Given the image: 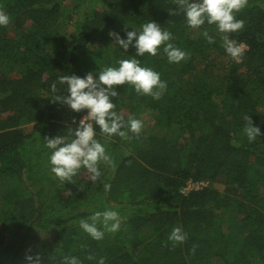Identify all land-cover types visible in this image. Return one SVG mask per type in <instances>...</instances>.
Returning a JSON list of instances; mask_svg holds the SVG:
<instances>
[{
    "label": "trees",
    "instance_id": "obj_1",
    "mask_svg": "<svg viewBox=\"0 0 264 264\" xmlns=\"http://www.w3.org/2000/svg\"><path fill=\"white\" fill-rule=\"evenodd\" d=\"M0 9L10 17L0 26V264H26V253H38L41 264L64 256L81 264L101 257L105 264H264V0L235 13L245 22L229 34L244 45L240 62L225 52L215 25L194 30L182 12L169 15L173 0H0ZM149 21L170 31L189 58L169 63L163 46L136 57L167 83L159 100L115 86L114 111L125 122L141 120L139 136L107 137L96 127L116 167L101 162L96 183L85 169L72 183L54 178L44 137L67 135L87 111L52 102L68 93L58 84L52 94L50 85L132 58L135 48L125 52L109 32L126 39ZM202 65L204 74L191 78ZM245 115L260 129L253 142ZM189 181L207 184L184 190ZM104 210L123 219L97 241L79 221ZM174 227L188 237L175 246Z\"/></svg>",
    "mask_w": 264,
    "mask_h": 264
},
{
    "label": "clouds",
    "instance_id": "obj_2",
    "mask_svg": "<svg viewBox=\"0 0 264 264\" xmlns=\"http://www.w3.org/2000/svg\"><path fill=\"white\" fill-rule=\"evenodd\" d=\"M177 10L169 12V15H176L182 12L186 25L191 29H200L205 23L215 25L216 31L220 34L222 47L230 58L240 62L244 55V46L237 44L229 38L230 33L240 32L245 22L237 19L235 13L240 12L248 6V0H173ZM10 22L9 15L0 9V26H7ZM201 35L208 43H214V38L205 29ZM114 38L115 44L126 52L131 45L135 48V56L129 59L116 61L118 67L108 66L99 71L98 74L87 73L83 78L71 74L62 75L50 85L52 94H56L65 87L67 95H53L51 101L66 105L71 111H87L78 126L73 130L67 128V135H58L53 138L44 137L45 146L51 150L49 155L50 171L54 178L61 182L72 183L73 177L77 176L81 169H85L88 179L96 183L101 177L98 165L103 162L109 168L116 167L112 157L106 152L105 146L96 137L95 128L100 132L112 137L118 135L122 139H129L128 132L139 136L142 131V121L129 117L127 122L118 115L112 98L118 93L114 90L117 85H130L138 95L151 96L159 100L167 89V83L160 79V74L150 67H142L136 57L145 54L156 56L158 49L163 46L169 63H179L189 58V53L175 47L170 41L173 39L168 30H162L159 24L149 21L140 26L139 30L126 32V39H122L114 31L109 32ZM134 42V43H133ZM243 119L247 122L243 131L249 142H253L260 135L259 127L253 126L249 115ZM76 123L75 120L72 121ZM127 129L124 131L122 129ZM111 185L103 183V190L110 191ZM122 217L117 211L104 210L96 211L87 220L81 219L79 227L94 240H102L105 233L115 234L120 230ZM187 234L181 227H174L168 236V241L173 246L182 244L187 240ZM31 251L30 249L28 250ZM192 251H195L193 246ZM88 260L95 259L89 255ZM26 264H41V257L25 255ZM61 264H81L75 256H64ZM97 264H105L101 257Z\"/></svg>",
    "mask_w": 264,
    "mask_h": 264
},
{
    "label": "rangeland",
    "instance_id": "obj_3",
    "mask_svg": "<svg viewBox=\"0 0 264 264\" xmlns=\"http://www.w3.org/2000/svg\"><path fill=\"white\" fill-rule=\"evenodd\" d=\"M205 72V66L202 65V66H199V68H197L196 70H194L192 73H191V78H198V77H201ZM143 116L146 118V114H143ZM148 119V117H147ZM26 130H30L31 129V125H26L24 126ZM217 187L220 188V189H223V185L221 184H217Z\"/></svg>",
    "mask_w": 264,
    "mask_h": 264
},
{
    "label": "built area",
    "instance_id": "obj_4",
    "mask_svg": "<svg viewBox=\"0 0 264 264\" xmlns=\"http://www.w3.org/2000/svg\"><path fill=\"white\" fill-rule=\"evenodd\" d=\"M244 46V45H242ZM207 183L205 181H189L186 185V187L184 188V190H190L193 188H200L204 185H206Z\"/></svg>",
    "mask_w": 264,
    "mask_h": 264
}]
</instances>
